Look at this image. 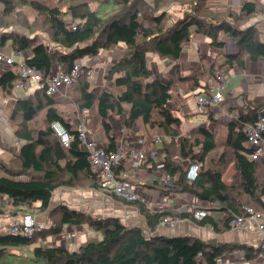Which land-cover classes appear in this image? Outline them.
Instances as JSON below:
<instances>
[{
    "label": "trees",
    "instance_id": "16d2710c",
    "mask_svg": "<svg viewBox=\"0 0 264 264\" xmlns=\"http://www.w3.org/2000/svg\"><path fill=\"white\" fill-rule=\"evenodd\" d=\"M50 1L0 0L3 8L0 9V51L9 44L15 53L23 54L24 63L40 72L44 81L54 74L55 67L69 74L77 62L113 51L120 44L125 46V51L105 77L106 83L111 82V89L90 82V70L86 68L73 96L66 97L68 102L51 98L43 89L34 90L24 99H15V89L22 80L20 63L16 61L0 72V98L7 110L12 111L15 127L12 145L0 138L12 154L8 163L0 160V210L13 206L15 217L49 212L52 223L31 238L0 232V264H222L224 254L238 250L245 252L247 260L260 256L264 251L262 242L259 248H249L207 243L189 235L154 234L165 217L181 221L190 215L170 211L151 213L138 201L127 202L103 191L92 172L89 153L82 149L76 126L67 116L72 114L78 120L84 110L90 111V129L95 136L103 130L106 152L117 149L111 135L114 126L109 120L113 115L124 117L128 129L141 120L157 130L162 139L161 170L174 181L172 186L161 187L163 196L190 194L208 202V212L214 209L226 216L220 228L208 220L209 216L198 222L191 214L190 219L198 225L210 224L214 230L223 232L230 230L237 218L249 216L246 208L264 215V156L252 157L245 132L247 126L260 122L264 102L253 104L241 95L240 116L223 129L219 120L209 115L214 120L213 127L194 128L185 136L179 131L181 120L173 113L175 91L188 89L197 93L196 96L210 94V81L217 82L214 66L190 73L182 69L183 47L190 42L193 30L210 38V46L216 48L225 47L221 34L232 37L239 53L229 56L227 64L243 70L247 58L254 63L264 59L261 32L257 25L248 24L250 19L264 16V4L247 1L236 12L214 10L209 0H183L178 3L183 7V17L165 28L166 13L161 10L178 0ZM21 10L34 14L35 21L31 23L26 15H19ZM67 18L78 22L75 29L68 25ZM142 21L149 25L143 27ZM14 27L24 28L29 34ZM42 32L46 38L42 39ZM150 53L173 62L166 82L156 79L149 68ZM70 106L74 109H66ZM57 122L73 135L69 147L63 145L53 129ZM156 137L150 135L148 144L154 143ZM185 161L190 164L184 165ZM191 164L201 165L195 181L187 178ZM230 168L234 174L227 181L225 176ZM91 186L137 206L146 217L148 228L127 226L117 217L95 219L64 205L51 208L57 190ZM53 217L58 219L54 221ZM84 224L101 238L90 240L75 251L47 244L49 237L61 235L66 226ZM30 248H33L31 253Z\"/></svg>",
    "mask_w": 264,
    "mask_h": 264
},
{
    "label": "crops",
    "instance_id": "0c3cea01",
    "mask_svg": "<svg viewBox=\"0 0 264 264\" xmlns=\"http://www.w3.org/2000/svg\"><path fill=\"white\" fill-rule=\"evenodd\" d=\"M247 1H258L264 4V0H209V4L214 10H233L238 12ZM1 7L2 5L0 4V8ZM177 14H179V10L177 11ZM144 22L145 21H142V26L147 27V25H143ZM250 25H257V28L262 32V35H264V16L254 19L253 23ZM220 38V40L225 43V47H211L210 38L193 30L190 42L185 44L183 47L181 66L184 73H190L192 70H202L212 66L215 67L217 72L220 71L224 73L227 77L228 84L225 88V92L223 91L226 100L222 104V109L227 114H231L232 112H239L241 114V95L247 96L253 104L264 102V59H260L257 63H254L247 58L246 68L243 70L239 69L238 66H229L227 64V58L229 56L237 55L239 53V47L236 45L235 40L229 35L221 34ZM5 51L9 56H11L8 53V50ZM124 51L125 46L120 44L115 50L108 52L104 51L98 57H89L82 60V63L84 65L88 64L91 70L99 71L101 73H104V68H108L107 71L105 69L108 74L109 70L122 58ZM102 56L105 57L104 61H106L109 67H106L105 63L100 67L95 66V61L99 59V61H101ZM23 60L24 59L21 58V61ZM162 64L161 58L157 55H148V66L155 75L157 71V79H160L161 74L165 71V68L168 67L167 69H169L173 66L171 62L170 64ZM9 68L10 67L0 64V72H5ZM55 70L56 67L54 71ZM55 73L56 72H54V74ZM96 82L97 81H93V84H96ZM103 82V84L96 85H111V82L106 83L105 80H103ZM213 85L214 88H211L210 90L213 91L218 89L219 81H213ZM65 92L66 87L64 85H60L57 98H60L62 101L66 100V96H64ZM71 94L72 92H70V95ZM196 94L197 93L194 94L191 92L183 95V97L181 96L178 99V102L181 104L173 107V113L181 120V128L179 131L182 136H185L194 128L205 127L209 129L214 126V120L209 117V115H213L215 117V114L213 113L214 111L208 110L206 113L200 114L196 105ZM26 96L27 95L23 90L18 88L15 89L13 96L15 99H24ZM66 101H69L68 98ZM4 102L5 101L0 98V137L3 142L12 145L15 141V127L13 128L12 126V111L7 110ZM67 118L70 123L73 125L76 124V119H74L75 117H73L72 114H69ZM109 120L114 126V130L111 135L115 139L117 146L129 143L141 147L142 150L147 153L160 151L159 153L162 155V139L161 142H157V139L161 138V136H158L159 134H157L158 132H155L156 130L151 129L141 120H139L132 129H128L125 126L124 117H117L113 115ZM231 121L232 120H219L222 124V129L224 125ZM73 130L75 129L73 128ZM152 134H156L157 137L154 143L148 144V138ZM96 140L97 148L101 149L107 147V139L103 130L98 132ZM11 159L12 154L6 149L5 145L0 142V160L8 163ZM162 163L163 160L161 163L156 161L150 162V160H148L140 166L130 165L127 163L119 168V173H125L128 176V182H130L133 186L135 193L139 195L138 203L142 204L149 212L162 213L164 211H170L177 214L183 213L192 216L187 209L192 203L193 196L186 193H171L163 196L161 187L166 186L164 185L166 175L161 170ZM183 164L189 165V162L185 161ZM131 178L134 179L135 184H133ZM59 205H64L70 210L82 212L95 219L117 217L120 218L127 226H142L145 229L148 228L146 217L143 213H141L137 206L126 204L119 199L104 194L101 189L96 190L92 188V186L86 188H65L57 190L53 195L51 208ZM162 205L164 208L161 207ZM190 216L189 218L181 220L175 228L167 227L161 223L157 227L154 234L164 236L189 235L206 241L207 243L246 245V247L248 246L249 248H259L261 244V239L254 229L248 231L231 228L227 231L218 232L214 230L210 224H207L206 226L198 225L194 220L190 219ZM36 218L38 221L42 222L45 227L52 224L48 219V212L44 215L36 216ZM208 220L213 221L221 228L226 221V216L213 209L209 212ZM0 224L6 225L7 223L1 222ZM86 226L89 225L84 224L78 227L66 226L61 235L49 237L47 244L75 251L88 241L99 240L101 238L99 233L95 232L90 227L87 228ZM222 262H231L233 264H264V251L260 254V256L251 260L246 259L245 252L242 250L226 253L222 257Z\"/></svg>",
    "mask_w": 264,
    "mask_h": 264
},
{
    "label": "built area",
    "instance_id": "2783aa9c",
    "mask_svg": "<svg viewBox=\"0 0 264 264\" xmlns=\"http://www.w3.org/2000/svg\"><path fill=\"white\" fill-rule=\"evenodd\" d=\"M78 22L73 21L68 23L71 28L75 29ZM18 56L23 58L22 53H18ZM16 60L9 56L5 50L0 51V64H4L8 67L15 64ZM21 67V81L18 84V89L25 92L27 96L33 93L36 89L45 90L46 94L53 99H56L59 94L60 85L66 86V92L64 96L69 97L79 84L80 77L85 73L84 70L90 69L88 64L77 62L69 74H63L62 72H56L52 76L44 81L43 76L34 68L28 67L24 60L19 62ZM91 70V69H90ZM91 74L89 72L88 76ZM217 80L219 81V88L211 90L210 94H201L196 96V105L200 114L206 113L208 110H213L217 120L230 121L240 116L239 112H232L231 114L225 113L222 109V104L225 102L226 97L223 90L227 87L228 80L224 73H218ZM211 88H214L213 82H210ZM57 95V96H55ZM84 117H79L76 120V131L78 132L79 139L81 141L82 149L89 153V161L92 172L98 177V183L103 191H107L115 194L120 199L127 202H137L139 195L135 193L133 186L128 182V176L125 173H117L119 168L125 164L140 166L148 160L156 162H162V155L160 151L145 152L141 147L124 143L117 146V149L112 152H106L104 149L97 148V140L89 128L90 112L84 110L82 113ZM53 129L60 137L61 142L65 147H69L73 141V135H71L61 123L53 124ZM245 132L248 137V147L253 151L252 157L264 156V113L260 116V122L256 126H247ZM157 142H161V138L157 139ZM200 164H191L188 169L187 178L190 181H195L200 171ZM173 179L166 175L164 185L172 186ZM164 208V206H161ZM210 208L209 203L201 200L198 197H193L191 205L188 207V212L193 215L194 220L201 222L207 216ZM248 217H239L232 223V229H242L251 231L254 229L262 242V249L264 250V215L255 212L251 208H246ZM180 220L167 216L162 220V224L170 228L175 226ZM45 228V225L39 222L32 214H23L19 221L15 222L10 232L13 234H22L25 237H33L35 234L41 232ZM223 264H233L231 262Z\"/></svg>",
    "mask_w": 264,
    "mask_h": 264
},
{
    "label": "rangeland",
    "instance_id": "374dc122",
    "mask_svg": "<svg viewBox=\"0 0 264 264\" xmlns=\"http://www.w3.org/2000/svg\"><path fill=\"white\" fill-rule=\"evenodd\" d=\"M182 1L183 0H178V2H176V4H174V5H169V6H167L164 10H161V12H165L166 13V15L164 16V18H163V24H164V27L165 28H168V27H170L171 25H173L175 22H177L178 20H179V18H182L183 17V13L181 14V9L183 10V7L180 5V4H178V3H182ZM51 3H58V1L57 0H51L50 1ZM60 7H64L63 5H61ZM65 7H67L68 8V5L67 6H65ZM212 8V7H211ZM1 10L3 9L2 7L0 8ZM179 10V14H177V11ZM23 10H21L20 11V13H19V15H26L27 16V18H28V20L32 23V22H34L35 21V15L34 14H31L30 12H26V13H24V12H22ZM66 11H69V10H66ZM259 18V17H258ZM68 20H67V22L68 23H70V22H72V21H74V19H72V18H67ZM254 20V19H253ZM253 20H249L248 22V24H252L253 23ZM43 23H44V21H43ZM143 25H149L146 21L143 23ZM43 26V25H42ZM146 27V26H145ZM14 29H20V30H23V31H21V32H23V33H25V34H29V31L28 30H26V29H24V28H17V27H14ZM261 32V31H260ZM43 33V32H42ZM38 34H40V33H38ZM264 34V33H263ZM42 36V39H43V37H47V35L45 34V33H43V35H41ZM261 41L262 42H264V35H262V32H261ZM46 42V41H45ZM48 42V41H47ZM11 48V49H10ZM1 50H8V53L12 56V57H14V59L17 61V62H19V61H21V58L18 56V53H14V51L12 50V47L8 44L4 49L2 48ZM149 55H151V54H149ZM23 59H24V57H23ZM104 59H105V57L104 56H102L101 57V61H99V60H96L95 61V66H103V64L105 63L106 64V67H109V65H107V63H106V61H104ZM161 62L163 63V64H166V63H169L170 64V62L173 64V62L172 61H170L169 59H165V58H163V59H161ZM162 64V65H163ZM4 65V64H3ZM6 66V65H5ZM6 67H8V66H6ZM105 67V66H104ZM168 68V67H167ZM167 68H165V71H166V69ZM172 67H170L169 69H167V71L165 72H163L162 74H161V77H160V79L163 81V82H166L167 81V75H168V72L170 71V69H171ZM105 69H106V71H107V69L108 68H104V73H101V72H99V71H95V70H90L89 72H91V74L88 76V80L91 82L92 81V83H93V81H97L96 82V84H103L104 82H103V80H106L105 79V77L107 76V72L105 71ZM54 72H56V70L54 71ZM59 72H62V71H59ZM89 72H88V74H89ZM219 73H220V71H218ZM63 73V72H62ZM64 74V73H63ZM154 77L157 79V77H158V73H157V71H156V75L154 74ZM210 82H213V81H210ZM65 86V85H64ZM66 87V86H65ZM105 88H108V89H111V85H109V84H105ZM75 90V89H74ZM74 90L72 91V93H74ZM224 92H225V89L223 90ZM189 93H191V92H189L188 91V89H183V90H181V91H175L174 93H173V96H174V105H175V107L176 106H178V105H180L181 103H179L178 102V99L180 98V95L181 94H183V95H185V94H189ZM55 96H57V95H55ZM182 104H183V102H182ZM71 108H67V109H69V110H72V109H74V107L73 106H70ZM90 112V111H89ZM74 117V116H73ZM79 117H81V118H83L84 117V114H80L79 115ZM79 117H78V119H79ZM90 118H91V113H90ZM89 128H90V126H89ZM155 132H158L157 130L155 131ZM93 133V132H92ZM93 135L95 136V134L93 133ZM96 137V136H95ZM1 138V137H0ZM2 140V139H1ZM190 164V163H189ZM187 166V165H186ZM233 174H234V171H233V169L232 168H230L229 169V171L227 172V174H226V179H230L231 178V176H233ZM131 180H132V182H133V184H135V181H134V179L133 178H131ZM227 180V181H228ZM130 183V182H129ZM87 186H89V185H87ZM1 209L2 210H0V211H2L1 213L2 214H0V223L1 222H4V223H7L6 225H2V224H0V232H4V233H10V228H11V226L15 223V222H17V221H19L20 220V218H21V215L20 216H17V217H15V216H12L13 214H14V208H13V206H10V205H7L6 207H1ZM34 212V211H33ZM48 215H49V212H48ZM22 216H23V214H22ZM53 218H55L54 219V221H56L57 219H58V217H53ZM40 219V218H39ZM51 223V222H50ZM88 225V224H87ZM87 228L89 227V226H86ZM1 229H2V231H1ZM77 229H79V228H77ZM91 230V229H90ZM76 231V230H75ZM81 237V236H80ZM75 238V237H74ZM32 249L33 248H30L29 249V253H31V251H32Z\"/></svg>",
    "mask_w": 264,
    "mask_h": 264
},
{
    "label": "clouds",
    "instance_id": "9594fccd",
    "mask_svg": "<svg viewBox=\"0 0 264 264\" xmlns=\"http://www.w3.org/2000/svg\"><path fill=\"white\" fill-rule=\"evenodd\" d=\"M90 70V69H89ZM77 120V119H76ZM101 149H103V148H101ZM36 217V216H35ZM37 219V218H36ZM40 222V221H39ZM42 223V222H41ZM45 229V228H44Z\"/></svg>",
    "mask_w": 264,
    "mask_h": 264
}]
</instances>
